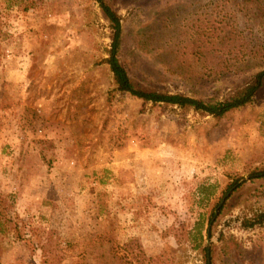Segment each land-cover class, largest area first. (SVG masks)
Masks as SVG:
<instances>
[{"label":"rangeland","instance_id":"1","mask_svg":"<svg viewBox=\"0 0 264 264\" xmlns=\"http://www.w3.org/2000/svg\"><path fill=\"white\" fill-rule=\"evenodd\" d=\"M106 1L139 87L223 101L264 69V0ZM112 33L95 0H0V264H205L196 224L211 264H264V86L217 119L143 104Z\"/></svg>","mask_w":264,"mask_h":264},{"label":"trees","instance_id":"2","mask_svg":"<svg viewBox=\"0 0 264 264\" xmlns=\"http://www.w3.org/2000/svg\"><path fill=\"white\" fill-rule=\"evenodd\" d=\"M214 3L218 0H213ZM100 8L104 18L110 23V27L113 31L111 37L110 48L107 50V57L103 60L109 67L110 72L113 75L114 84L116 89L119 92L128 93L130 96H133L143 102V104H152V105H163L166 107H174L180 110L183 113L194 112L202 116H212L213 118H221L226 113L236 110L240 107H243L249 104L253 97L259 92V90L264 86V69L256 72L245 84L240 85L228 99L223 101L218 100H203L191 98L182 94H171L167 92H160L156 90H149L137 86L129 77L125 67L123 66L120 60V48L124 40L122 29H121V18L117 12L112 8V6L106 0H95ZM201 12H197L198 21L193 22L191 31H196L197 38L196 42L198 46H192L189 48V55L195 58H200L203 55L201 44L205 39L206 35L199 30L197 33L198 27H200L202 21L204 20V15H201ZM213 16V14L211 13ZM220 15V14H218ZM230 16V15H228ZM216 16H214L215 18ZM220 18V21H223L227 16L220 15L217 16ZM216 17V18H217ZM215 18V19H216ZM203 28V26H202ZM201 28V29H202ZM195 38V37H194ZM250 54H245L244 58H248ZM222 74V73H220ZM252 180H264V168L252 173L250 177ZM238 181L234 182V187H240ZM199 196H208V193L203 191H198ZM2 200L0 199V202ZM225 202L222 205H217V207L212 211L208 218L209 226L212 225L213 218L216 212L223 210ZM0 219H6L0 212ZM264 224V213H258L252 218L245 222V226L252 228L255 225ZM1 226V224H0ZM195 234L193 235V242L195 249H201L205 257V264H211V258L209 254V247L203 246V224H196ZM3 230L0 229V232ZM191 234V233H190ZM206 236L211 238L210 228L206 229Z\"/></svg>","mask_w":264,"mask_h":264}]
</instances>
